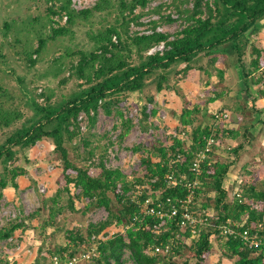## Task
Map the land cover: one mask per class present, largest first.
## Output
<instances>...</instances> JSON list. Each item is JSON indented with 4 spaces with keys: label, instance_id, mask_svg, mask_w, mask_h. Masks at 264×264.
Returning <instances> with one entry per match:
<instances>
[{
    "label": "trees",
    "instance_id": "obj_1",
    "mask_svg": "<svg viewBox=\"0 0 264 264\" xmlns=\"http://www.w3.org/2000/svg\"><path fill=\"white\" fill-rule=\"evenodd\" d=\"M118 1L116 20L93 37L94 49L89 52L80 49L70 54H78L79 58L76 63L70 62L68 78L75 77L79 80L80 89L59 102H52L50 97L43 99L44 102L41 103L36 97L30 99L32 116L25 118L22 125L7 136L5 143L0 144V160L5 170L0 177V189L17 187L16 178L26 173V169L19 166L9 168L8 163L16 159V152L12 147L36 149L37 142L48 139L55 145L54 151L59 153L63 162L59 169L66 184L60 185L55 194L45 200L49 217L40 227L43 230L52 228L60 215L76 211L77 200L85 203L82 211L105 208L108 217L100 224L90 223L82 232L78 228L64 229L65 243H56L54 249H48L49 255L47 257L45 254L46 258L44 257L48 259L44 264H49V256L55 254L62 256L64 252L71 255L78 253L85 243L87 246L92 244L93 235H100L112 225L117 230L106 239L98 240L100 253L87 264H124L123 255L126 251L130 252L135 264H204L208 255L213 253L215 240L220 250L218 264L222 263V259L231 261V264H264V180L255 178L243 182L240 196L236 194L230 200L224 180L233 161H214L213 158L216 149L225 139L237 140L241 136L248 139L252 127L258 124L264 126V106H259L264 98V44L258 36L259 22L264 19V0H195L192 9L176 6L178 11L187 15L188 24L171 41L168 40V34L146 36L131 32V23H138L140 18L134 10L139 6L144 7L148 0ZM112 3V0H99L92 9L76 12L71 9V2L68 0L58 10H50L52 14H60L62 17L66 15L69 22H72L76 14L87 16L92 11L109 10ZM171 5L170 3L165 9H156V12L162 13V22H166V19L173 20L170 13L163 14ZM157 22H154V26ZM53 29V37L66 32V28L61 26ZM114 36L117 41L113 39ZM252 36L256 39L255 43L250 41ZM162 40H168L171 48L163 54L148 55L147 50ZM44 42L45 39L39 42L34 53L41 52ZM232 52L243 71L240 91L243 89L247 98L236 96L231 104L219 107L221 105H216V102L232 96L233 91L224 84L226 69L219 67L217 63L226 60ZM25 54L28 62L36 63L32 52ZM199 55L204 59L203 63H199ZM245 57L249 59L248 64L244 62ZM56 62L58 63V59ZM180 63L185 66L176 70L182 75L177 83L186 91H192L197 85L204 94V100L193 106L188 103L182 109L170 146L154 141V149L149 148V155L142 159V175L107 167L104 154L96 161L94 148L78 157L83 165L70 160L65 144H82L87 147L90 143L87 138L89 135L79 137L82 133L79 116L82 113L83 119L93 122L102 106L107 114L115 113L112 107L116 101L114 97L118 94L143 92L152 79L156 81L158 93L163 90L165 93L172 90L175 92L177 87L170 84L168 73L173 65L178 66ZM55 71L57 75L59 69L56 68ZM201 71H204L207 78L204 86L198 82ZM68 78H64L61 84ZM7 95L8 90L0 85V96ZM188 97L191 98L190 95ZM149 100L155 102L153 98ZM6 102H0V129L8 128L21 117L20 111L18 113L16 109L4 106ZM146 108L144 106L143 120H150L158 113L155 108L148 109L147 113ZM203 109L204 116L208 119L204 117L198 122L197 113H201ZM222 112L228 113V118L216 117V114ZM116 113L120 117L124 116L120 110ZM232 114L240 124L238 130L227 126L231 123ZM210 136L215 138V144L201 166L198 176L200 183L194 191L193 208L199 213L206 211L211 215L208 223L200 227L199 236L192 237L191 228H187L185 232L180 231L177 224L180 209L176 218L158 232L154 230L156 219L153 216L141 215L140 219H135L141 211L135 200L144 201L148 196L159 194L166 208H169L168 198L175 201L187 196L188 189L183 183L168 185L165 176L168 173L177 177L185 174L188 181H194L197 175L192 169V162L197 151L205 148L206 139ZM187 139L191 141L189 145ZM242 145L239 142L234 150L238 152ZM132 174L134 176L130 179ZM71 184L79 192L72 193ZM40 210L39 208L31 217H36ZM224 226L231 228L234 233H226ZM27 227L25 221H17L2 228L0 240H5L6 245L14 246L18 243L9 238H15L19 229ZM245 231L248 239L244 238ZM176 233L182 237L172 244L169 253H154V246L170 242ZM252 241L256 243L251 244ZM43 248L41 246L39 251L42 252ZM7 263L6 259H0V264ZM35 264L42 262L39 260Z\"/></svg>",
    "mask_w": 264,
    "mask_h": 264
},
{
    "label": "rangeland",
    "instance_id": "obj_2",
    "mask_svg": "<svg viewBox=\"0 0 264 264\" xmlns=\"http://www.w3.org/2000/svg\"><path fill=\"white\" fill-rule=\"evenodd\" d=\"M67 1L0 0V85L6 88L9 94L0 96V102L5 100L7 102L4 106L13 110L16 109V112H21H18L21 117L17 122L12 123L5 129L1 127L0 144L5 143L7 136L21 126L25 118L32 116L33 109L30 107V99L36 97L37 101L41 103L44 102L43 99L50 97L52 102H59L80 89L78 87L79 80H76L75 77L68 78L70 62L74 61L76 63L79 58L78 54L74 56L70 54L80 49L86 52L94 49L95 39L93 37L116 20L118 0H112L113 3L109 10L92 11L87 16L76 14L72 22H69L68 17L65 18L66 15L62 17L60 14H52L50 8L58 10ZM70 2L71 9L78 12L72 7V0ZM97 2L99 0H89L90 6L87 9H92ZM171 4L164 14H169L168 10H176L179 18L172 21L166 19L164 24L165 30L174 37L169 40H174L188 24L186 21L187 15L182 11H178L177 7L192 9L195 0H171ZM60 26L66 28V32L53 37V28ZM259 28L258 36L264 44V19L259 22ZM42 39H45V42L41 52L34 53ZM250 41L255 43V37L252 36ZM31 52L33 58L37 60L35 64L27 61L25 53ZM245 58L244 62L248 64L249 59ZM56 59L61 65H58ZM197 59L199 63H203L204 59L201 55ZM217 65L229 69L231 74L234 73L231 85H228L229 77L227 79L228 84H226L228 87H233L231 89L233 96L237 91L235 77L238 76L236 81L237 79H243V71L236 63V56L232 52L228 54L226 60L219 61ZM181 66H185L184 63H180L178 66L173 65L170 68V73H168L170 84L172 83V86L177 87L175 92L172 90L165 93L163 90L158 93L156 81L152 79V81H148V86L143 92H134L129 95L118 94L119 97H114L113 99L116 101L112 107H114L115 113L107 114L102 106L99 108L100 110L94 122L93 120L83 119L82 113L79 116L82 132L79 137L89 135L87 138L90 143L87 147L82 144L81 146L65 144L70 160L78 165H83L78 157L94 148L96 161L104 154L107 167L121 168L128 173L134 171L136 175H142L144 171L142 159L149 155V148L150 150L154 149V141H159L164 146H170L172 144V134L175 133V127L179 123L177 119L182 109L188 103L193 106L196 102L202 103L204 100V94L197 85L192 91H186L177 83L182 75L176 70ZM56 68L59 69L57 75ZM199 75L200 82H198L204 86L207 80L204 71H201ZM64 78L68 79L64 84H61ZM241 91L244 93L243 89ZM149 98H153L155 102L152 103ZM220 100L223 101V104L219 107H222L224 104H231L234 99L227 97ZM144 106H147V113H149L148 109L152 110L153 108L157 109L158 113L150 120H143ZM119 110L123 113V117L116 113ZM204 112L205 109L201 113H197L198 122H201L205 117ZM232 116L234 120H237L233 114ZM237 124L239 125L238 122ZM262 127L264 126L262 125ZM255 133L256 137L254 138L256 139L250 144L251 146H249L247 152L240 155V162L252 161L254 155L255 160L258 157L260 161L263 160L262 162H264V139L259 140L264 133L259 132V127L255 130ZM77 143L80 142L77 141ZM190 143L191 141L187 139V145ZM36 145V149H23L20 146L12 147L16 152V159L8 163L9 168L19 166L26 169V173L16 178L17 187L8 186L0 189V210L8 208L10 212L12 211L0 220V229L17 221H25L28 225L24 230L19 229L15 238H9V240L18 244L9 246L6 245L5 240H0V259H6L7 264H35L39 260L44 264L48 259H44L47 250L54 249L56 243H65L64 229L78 228L82 232L90 223L100 224L108 217L105 208L82 211L85 203L77 200L78 209L76 211L65 212L56 219L54 227L43 230L40 226L49 217V209L45 200L54 195L60 185L63 186L66 183L59 169V167H62L63 162L60 160L59 153L54 151L55 145L48 139L41 140ZM137 147H139L138 150ZM3 165L2 160H0V177L5 171ZM243 170L244 168L241 166L239 173ZM132 176L134 175L132 174L130 179H132ZM42 188H45V191H41ZM240 189L241 185L238 189L236 188L239 193L241 192ZM70 191L72 193L79 192L78 189L76 191L73 184L70 185ZM39 208L41 209L40 213L36 217H31ZM59 228L61 229L58 230ZM116 230V227L112 225L104 229L102 233L108 237ZM50 235L51 237H49ZM41 246L44 247L42 252L39 251ZM219 251L218 243L215 240L213 253L208 255L204 264H218ZM123 259L124 264H135L129 251L124 253ZM223 262L224 264H230L227 260L222 261L220 264H223ZM83 264H87V262H83Z\"/></svg>",
    "mask_w": 264,
    "mask_h": 264
},
{
    "label": "built area",
    "instance_id": "obj_3",
    "mask_svg": "<svg viewBox=\"0 0 264 264\" xmlns=\"http://www.w3.org/2000/svg\"><path fill=\"white\" fill-rule=\"evenodd\" d=\"M88 2L89 0H72V7L78 11H81L89 8L90 4ZM170 3L171 0H148L147 4L144 7H137L134 10V13L136 15H140V18L138 20V23H131L130 28L132 33L146 36L153 35L155 33H162L169 35L168 40L171 39V37L174 38L169 34L167 30H165V24L161 21L162 13L156 12L157 8L162 7L163 9H165ZM164 13L165 12H163V14ZM168 13H170L171 18L173 20L179 18V14L176 10H168ZM65 18L67 19V16H65ZM155 21L158 22L154 26ZM113 39L117 41L116 36H114ZM168 40H162L159 43L152 45L147 50V54H163L165 51L171 48V46L168 45ZM216 117L218 119H226L228 118V113H218L216 114ZM206 140L207 142L205 148L197 151L196 156L192 162V169L197 175L194 181H188L187 175L185 174L181 175V177H177L172 173H168L165 176V180L167 181L168 185L173 186L177 183H183L184 186L188 189L187 196L184 198L177 199L175 201H173L171 198H168L167 202H170L169 208H166V204L159 194H157V196H148L144 201L135 200L141 207L140 214L136 215L135 219H140L141 215L153 216L156 219V223L154 224V230L158 232L163 227L167 226L170 220L176 218V216L179 214L178 211L180 209V220L177 222V224L180 226V231L185 232L187 228H191L192 237L196 238L199 236L200 227L206 225L211 217V215L206 211L199 213L196 209L193 208V203L195 200L194 191L196 185L200 183L198 176L201 171V166L207 160L208 154L213 149V146L215 144V138L213 136H210ZM41 191H45V188H42ZM237 196H240L239 192L237 193ZM11 212L8 208L0 210V220L5 215H9ZM224 230L226 233H234V231L231 228H228L227 226H224ZM114 232L115 231H113L112 234ZM180 237H182V235L176 233L170 242L154 246V253H169L172 249V244L177 243V240ZM106 238L107 235L104 233H101L98 236L93 235V242L89 246L84 244L81 248V251L74 255H71L69 252H64L62 256L61 254L49 256V264H83V262L89 263L95 256L99 255L100 253L98 248V240ZM244 238L248 239L247 231L244 232ZM255 243L256 241L251 242V244Z\"/></svg>",
    "mask_w": 264,
    "mask_h": 264
},
{
    "label": "crops",
    "instance_id": "obj_4",
    "mask_svg": "<svg viewBox=\"0 0 264 264\" xmlns=\"http://www.w3.org/2000/svg\"><path fill=\"white\" fill-rule=\"evenodd\" d=\"M226 69V77L224 80V84H228L231 85L233 78H234V73L229 71V69ZM236 69V66H235ZM236 74H237V70H236ZM229 77V82L227 83V79ZM238 78V76H236ZM236 77H235V83H236V93L233 96H229L232 97L234 100L236 99V96L240 97V98H247V93L244 91V93L242 91H240L238 93V91L241 89L242 86V81L243 79H237L236 81ZM226 81V83H225ZM231 81V82H230ZM200 82V80H199ZM200 85H202L200 83ZM230 90L233 89V87H229ZM239 89V90H238ZM187 90V89H186ZM232 92V91H231ZM232 95V93H231ZM216 105H221L223 104V101L218 100V102H216ZM259 106H264V98L261 99ZM263 119H264V114H263ZM178 120V119H177ZM179 121V120H178ZM231 123L229 125H227L229 128H234L236 130L239 129L240 124H237V120L233 119V116L231 118ZM259 127V132H263L264 133V127H262V125L258 124L254 127H252L249 130L248 133V139H246L245 137H240L237 140H233V139H225V142L218 148L216 149V152L213 156L214 161L220 160L223 162H232L233 161V165L230 167L229 172L226 174L225 176V180H224V187L225 189L228 191L229 193V199L231 200L237 193L238 190H236V188L238 189V187L246 181L252 180V179H263L264 180V162H262L263 160H259L258 157H256L257 159L255 160V155H254V159L248 160L246 162H240V155L242 153L247 152V150L250 148L249 146H251L250 144L253 143L254 137H256V133L255 130ZM261 138H259V140H263L264 139V135L260 136ZM242 142V148L236 152L234 150V147L239 143ZM264 142V140H263ZM253 147V146H252ZM243 167L244 170L239 173L240 167ZM244 173V174H243ZM245 179V180H244ZM248 179V180H247ZM241 190V189H240ZM232 197V198H231ZM226 259H223V261H225ZM228 261V260H227ZM229 263L231 264V261H229ZM224 264V262H223Z\"/></svg>",
    "mask_w": 264,
    "mask_h": 264
}]
</instances>
